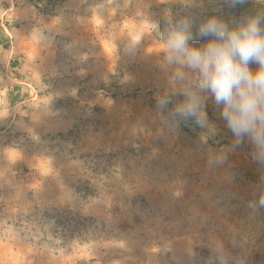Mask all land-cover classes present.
Wrapping results in <instances>:
<instances>
[{
	"label": "rangeland",
	"instance_id": "rangeland-1",
	"mask_svg": "<svg viewBox=\"0 0 264 264\" xmlns=\"http://www.w3.org/2000/svg\"><path fill=\"white\" fill-rule=\"evenodd\" d=\"M61 2L38 10L23 0L40 15ZM98 3L96 39L41 34L38 58L15 59L31 85L8 97L21 109L0 133V264H211L217 244L225 264H264V208L249 207L264 174L250 146L210 164L231 142L211 101L218 134L207 143L193 123L172 133L155 113L159 32L181 0ZM245 6L223 11L239 16L264 0Z\"/></svg>",
	"mask_w": 264,
	"mask_h": 264
},
{
	"label": "clouds",
	"instance_id": "clouds-1",
	"mask_svg": "<svg viewBox=\"0 0 264 264\" xmlns=\"http://www.w3.org/2000/svg\"><path fill=\"white\" fill-rule=\"evenodd\" d=\"M247 0H181L169 10L159 32L156 67L163 82L155 93V113L163 129L175 133L182 123L201 130L202 142L218 127L208 115L211 101L231 133V142L209 153V163L222 165L242 143L264 174V9L239 16L224 8L243 7ZM208 5H214L209 10ZM129 37L126 51L135 55L143 39ZM255 66V67H253ZM249 207L264 208V175L253 188ZM211 264H225L223 249L214 246Z\"/></svg>",
	"mask_w": 264,
	"mask_h": 264
},
{
	"label": "crops",
	"instance_id": "crops-1",
	"mask_svg": "<svg viewBox=\"0 0 264 264\" xmlns=\"http://www.w3.org/2000/svg\"><path fill=\"white\" fill-rule=\"evenodd\" d=\"M15 3L23 8L14 5L0 7V133L3 132L1 130L5 124L12 123L16 119L21 109L16 108V105L9 108L8 97L12 96L13 90L18 91L20 86L28 91L25 84L31 85L26 75L23 76V73L14 67L15 59L27 63L26 61L38 58L41 34L54 40L57 37L58 41L60 35H68L73 39L72 41L85 42L89 38L92 41L93 38L96 39L100 29L91 15L92 11L97 12L98 0H62L60 5H56L55 12L49 15H40L39 12L27 7L23 0H15ZM17 20H19L18 25L14 23ZM41 20H48V25L41 26ZM46 57L49 63L54 62V56L47 53L43 58ZM10 63L13 66L7 67Z\"/></svg>",
	"mask_w": 264,
	"mask_h": 264
},
{
	"label": "trees",
	"instance_id": "trees-1",
	"mask_svg": "<svg viewBox=\"0 0 264 264\" xmlns=\"http://www.w3.org/2000/svg\"><path fill=\"white\" fill-rule=\"evenodd\" d=\"M27 1L33 3L35 8L37 7L38 10H41L42 9V4L45 5V2H47V5H46L47 8H50L49 7V5H50L49 3L54 4V2L57 1V0H27ZM244 8L248 9L247 11H250V6H245V7L243 6V9Z\"/></svg>",
	"mask_w": 264,
	"mask_h": 264
}]
</instances>
